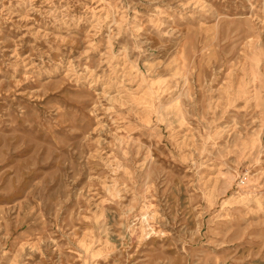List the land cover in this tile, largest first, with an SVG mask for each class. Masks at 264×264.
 Returning <instances> with one entry per match:
<instances>
[{"label":"rangeland","instance_id":"rangeland-1","mask_svg":"<svg viewBox=\"0 0 264 264\" xmlns=\"http://www.w3.org/2000/svg\"><path fill=\"white\" fill-rule=\"evenodd\" d=\"M0 264H264V0H0Z\"/></svg>","mask_w":264,"mask_h":264}]
</instances>
